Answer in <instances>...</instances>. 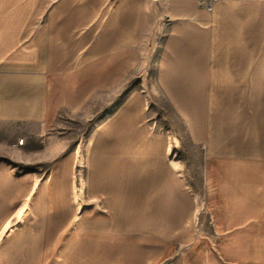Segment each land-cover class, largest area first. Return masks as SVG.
Listing matches in <instances>:
<instances>
[{"label": "crops", "instance_id": "0c3cea01", "mask_svg": "<svg viewBox=\"0 0 264 264\" xmlns=\"http://www.w3.org/2000/svg\"><path fill=\"white\" fill-rule=\"evenodd\" d=\"M151 2L160 7L153 29L164 31L157 81L181 114H191L186 100L207 98L206 83L223 75L237 82V68H246L241 82L253 72L264 78V0H213L212 12L199 0H0V131L20 132L24 145L63 110L78 112L99 94L121 99L95 134L102 153L85 159L84 172L78 156L55 150L35 160L48 164L42 182L0 160V264H167L174 256L191 191L164 160L143 170L140 147L156 156L159 145L145 119L147 95L121 91L140 75ZM223 50L262 57L223 58ZM249 90L245 98H256ZM257 109L260 123L241 124L231 110L228 134L207 147L205 203L220 250L212 261L188 252L181 264H264V101ZM199 128L191 126L204 136Z\"/></svg>", "mask_w": 264, "mask_h": 264}, {"label": "rangeland", "instance_id": "374dc122", "mask_svg": "<svg viewBox=\"0 0 264 264\" xmlns=\"http://www.w3.org/2000/svg\"><path fill=\"white\" fill-rule=\"evenodd\" d=\"M212 1H205L206 5H202L201 0L199 3L201 6H205L206 10L212 12ZM147 12L150 13H147L143 27V58L139 69L136 70L137 72L135 71L136 73L140 72V75L129 76L121 91L127 95L134 89H140L147 95L145 119L149 123V131L157 138L159 145L156 147V156L153 155L152 149L144 145L140 147L143 170L147 169L149 165L157 168L160 161L164 160L174 166L176 176L179 181L183 182V187L188 186L191 191L187 196L190 208L189 217L185 220L182 228H177L178 230L176 229L173 234L177 238L175 254L167 264H181L183 256L187 257L188 252H190V256H192L191 252H200L209 256L212 261L214 252L217 253L220 250L221 244L212 242V218L205 203L203 172L204 160L209 154L207 147L213 142L214 134L220 132H227L228 134L231 110L234 115L233 120L238 124L246 123L249 117L251 118L247 122H261L262 109L258 110L257 108H260L264 101L260 95L261 91H264V78L261 74L253 72L252 78L249 74H242L243 82H241L238 78L246 68H237L239 74L234 76L237 77V82L224 80L228 77L223 75L221 83L214 81L206 83L207 98L186 100L188 107L185 109L191 114H181L177 106L179 100L167 97V93L162 89L156 77L157 65L161 55L160 48L164 39V31H161L160 27H156V31L153 29L154 25L159 24V20L157 22V16L160 12L159 4L157 2L149 3ZM237 21L239 20L236 18L228 19L233 30L236 28L235 23ZM243 21L246 22V19ZM254 25L255 29L260 30V17L254 19ZM255 46L259 47L260 44L255 43ZM211 54L213 55L214 52ZM247 56L260 59L262 51L223 50L222 52L223 58ZM254 69L256 71L257 68ZM212 78H217V76L214 75ZM251 85L256 98L246 99V92L250 91ZM120 101L121 99L113 94L109 96L99 94L88 106L78 112L63 110L49 130L42 132L38 137L31 138V140L25 139L24 145H20L23 143V139L19 136L20 132L0 131V160H7L9 166L17 172L16 174L29 173L30 176H40V182H42L48 173V164L35 160L41 155L53 154V150H55L56 156H78L81 159L78 170L84 172L86 170L85 159L95 151L102 153L100 147L93 145L95 134L102 125L103 119L107 118V115L118 106ZM197 101L200 102V108ZM250 101L254 102V108L250 106ZM247 107L250 110H246ZM220 125L222 130L219 131ZM191 126L200 127L199 130L204 136L198 137V131L193 132ZM255 129H260V125ZM198 138L204 140L198 141ZM59 142L61 145L56 146ZM161 147H163V151H161ZM154 157H156V163L152 161ZM156 180L158 183L165 181ZM126 181L130 183L132 180ZM78 182L82 186L85 185L84 179L80 178ZM142 182L143 185H150L148 180L143 179Z\"/></svg>", "mask_w": 264, "mask_h": 264}, {"label": "built area", "instance_id": "2783aa9c", "mask_svg": "<svg viewBox=\"0 0 264 264\" xmlns=\"http://www.w3.org/2000/svg\"><path fill=\"white\" fill-rule=\"evenodd\" d=\"M201 4L206 5L205 1H202V0H201ZM210 9H211V7H210ZM20 142H21V140H20ZM22 142H23V140H22Z\"/></svg>", "mask_w": 264, "mask_h": 264}]
</instances>
